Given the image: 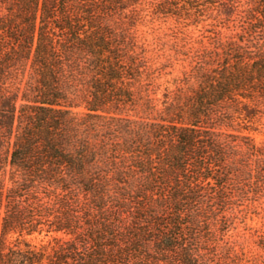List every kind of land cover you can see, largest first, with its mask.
I'll list each match as a JSON object with an SVG mask.
<instances>
[{
	"label": "trees",
	"instance_id": "obj_1",
	"mask_svg": "<svg viewBox=\"0 0 264 264\" xmlns=\"http://www.w3.org/2000/svg\"><path fill=\"white\" fill-rule=\"evenodd\" d=\"M261 124L264 0H0V264H264Z\"/></svg>",
	"mask_w": 264,
	"mask_h": 264
},
{
	"label": "rangeland",
	"instance_id": "obj_2",
	"mask_svg": "<svg viewBox=\"0 0 264 264\" xmlns=\"http://www.w3.org/2000/svg\"><path fill=\"white\" fill-rule=\"evenodd\" d=\"M176 25L177 24L172 18H168L166 19V21H162V22L159 20H156L153 23V27L156 28L155 34L160 35L162 37L160 43L161 42L166 43V45H162L163 47L160 44L158 46V48H162L158 52L163 54L161 56L160 61L164 62L166 61L167 58H169V62H168L169 67L165 69V72H168V74L162 76V78L158 80V82L162 84L163 83L165 84L166 80H170L171 78L175 76H180L184 70L189 69L188 61L179 59V58H183L182 55H180L179 58L173 56V50L170 49V46L172 42L176 40L174 36L177 35L178 37H181L183 33H181L180 31H182V32H185L187 35L191 36L192 40L194 41H197L203 38V35H202L203 28L201 24H199L198 26H194V25L176 26ZM169 27L171 28L173 27L174 30L173 32H171V34L174 36H170V35L164 36L165 32H170V30L168 29ZM139 28L140 30H142V32L140 33L146 36L148 40H151L153 35L148 34V33L146 34L145 32H143L147 28L144 26H140ZM203 40L204 42L207 41L206 38H203ZM194 45L198 46L199 43H194ZM161 90L157 93L156 97H161ZM255 127L257 129L245 130L244 133L250 135L256 142H263L264 141V125L263 124L258 125V126L256 125ZM254 212L253 211L251 213L248 212L244 221H241V219L237 220L236 229L233 232V234L236 237L237 235H244L245 237L248 238L249 243L247 244L246 250L250 251V253L258 252L257 246L254 245L252 241L256 239L257 237L256 235L258 233H261V231L264 230V212L260 208H257V212H259L258 214H255ZM28 239L37 241L39 239V236L38 238L29 237Z\"/></svg>",
	"mask_w": 264,
	"mask_h": 264
}]
</instances>
